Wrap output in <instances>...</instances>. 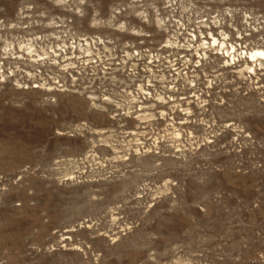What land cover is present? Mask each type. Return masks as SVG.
Segmentation results:
<instances>
[{
    "label": "rangeland",
    "instance_id": "rangeland-1",
    "mask_svg": "<svg viewBox=\"0 0 264 264\" xmlns=\"http://www.w3.org/2000/svg\"><path fill=\"white\" fill-rule=\"evenodd\" d=\"M256 48L264 0H0V264H264Z\"/></svg>",
    "mask_w": 264,
    "mask_h": 264
},
{
    "label": "bare ground",
    "instance_id": "bare-ground-1",
    "mask_svg": "<svg viewBox=\"0 0 264 264\" xmlns=\"http://www.w3.org/2000/svg\"><path fill=\"white\" fill-rule=\"evenodd\" d=\"M217 43V45L218 46H220V48L219 49H222L223 48V46L225 45V42L224 41H217V39L216 38H213V40H212V43L214 44V43ZM215 45V44H214ZM210 46V45H209ZM217 48V47H216ZM230 48H232V50H231V52L233 51V50H235L234 49V46H232V45H230V47L228 46V48L226 49V54L227 55H230L231 56V52L229 51V49ZM218 49V48H217ZM223 51V50H222ZM223 53V52H222ZM245 54H246V59H248L247 61H251V60H256V59H260V58H264V49H262V48H256V49H253V50H250V51H245L244 52ZM235 60V55L233 54V56H232V60ZM229 60V59H228ZM257 61V60H256ZM254 63V62H253ZM245 68L246 69H251V68H253V66H251V65H248L247 63L245 64ZM255 69V68H254ZM243 70V69H242ZM255 71V70H254ZM250 72V71H249Z\"/></svg>",
    "mask_w": 264,
    "mask_h": 264
}]
</instances>
